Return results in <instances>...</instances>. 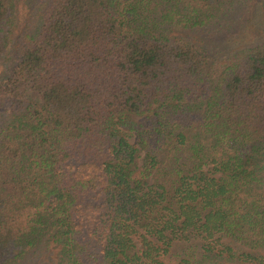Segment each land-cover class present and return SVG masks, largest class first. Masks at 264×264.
Wrapping results in <instances>:
<instances>
[{
    "label": "trees",
    "instance_id": "1",
    "mask_svg": "<svg viewBox=\"0 0 264 264\" xmlns=\"http://www.w3.org/2000/svg\"><path fill=\"white\" fill-rule=\"evenodd\" d=\"M0 59V264H264V0H0Z\"/></svg>",
    "mask_w": 264,
    "mask_h": 264
},
{
    "label": "rangeland",
    "instance_id": "2",
    "mask_svg": "<svg viewBox=\"0 0 264 264\" xmlns=\"http://www.w3.org/2000/svg\"><path fill=\"white\" fill-rule=\"evenodd\" d=\"M233 35L236 36V39L238 40V36L239 35H237V33L236 34L234 33ZM227 36H228V38H230V37L233 38V36L231 35V33H229ZM247 37H250V35H247ZM0 63H2V59H0Z\"/></svg>",
    "mask_w": 264,
    "mask_h": 264
}]
</instances>
